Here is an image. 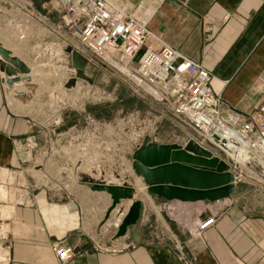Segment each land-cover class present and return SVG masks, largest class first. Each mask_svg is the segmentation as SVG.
<instances>
[{"label":"crops","instance_id":"crops-1","mask_svg":"<svg viewBox=\"0 0 264 264\" xmlns=\"http://www.w3.org/2000/svg\"><path fill=\"white\" fill-rule=\"evenodd\" d=\"M113 1L145 18L148 29L159 40L212 73L210 87L222 98L225 119L239 124L263 101L264 0ZM60 20L54 0H0V45L29 67L27 82L36 86L28 89L23 81L6 85L1 82L4 74L0 71L2 178L7 170L16 172L26 165L35 144V124L25 105L62 102L64 66L71 67V62L69 48L55 29ZM151 45L156 49L160 46L154 40ZM159 104L160 118L177 124ZM69 131H76L81 139L70 145L71 153L76 151L82 159L77 167L68 165L74 156L71 154L70 160L54 161L53 172L45 166L37 191L30 184H18L22 188L14 193L15 201L2 205V209L8 208L3 219L7 226L6 264H59L53 250L56 243L74 247L76 254L68 264H264V199L255 183L238 181L229 199L183 203L193 218L216 215L202 239L189 240L185 229L158 208L165 199L152 195L146 199L144 190L137 192V184L145 185L131 168V154L142 143L131 149L128 163L120 160L113 172L115 180L102 181L132 186L136 189L133 199L143 202L138 222L115 238L130 200L121 199L104 220L110 195L91 190L90 185L98 180L79 176L84 172L80 167L88 165L80 152L87 155L93 148L94 135L89 127L77 130L74 125ZM161 132L162 137L171 134L172 138L154 142L183 144L191 135L175 136L168 128ZM98 163L100 172H106L102 160ZM2 190L0 197L6 194ZM94 242L107 250H96Z\"/></svg>","mask_w":264,"mask_h":264},{"label":"built area","instance_id":"built-area-1","mask_svg":"<svg viewBox=\"0 0 264 264\" xmlns=\"http://www.w3.org/2000/svg\"><path fill=\"white\" fill-rule=\"evenodd\" d=\"M54 4L61 13L55 29L69 49L77 51L88 63L95 60L119 69L135 92L165 106L191 131L189 138L223 158L234 170L237 182L247 176L264 199V99L247 119L233 124L221 114L222 98L210 87L212 73L159 40L148 29L145 18L113 0H54ZM153 40L159 48L151 45ZM140 50L141 56L134 61ZM64 69L69 77L75 74L68 65ZM158 208L185 229L189 240L202 239L216 220L212 213L193 218L180 202L163 201ZM94 248L107 250L97 242ZM53 250L59 264H68L76 254L74 247L62 243H56Z\"/></svg>","mask_w":264,"mask_h":264},{"label":"rangeland","instance_id":"rangeland-1","mask_svg":"<svg viewBox=\"0 0 264 264\" xmlns=\"http://www.w3.org/2000/svg\"><path fill=\"white\" fill-rule=\"evenodd\" d=\"M84 74L90 81L78 78L75 74L69 77L64 69L61 103L25 105L27 115L32 117L35 124V144L22 169L16 172L7 170L3 178L0 176V187L6 191L5 196L0 197V210L6 204L5 201H15L14 193L22 188L18 184H30L37 191L40 178L44 179L45 166H48V171L50 168L53 172L54 161L62 158L65 162L74 155L68 165L77 167L78 160L82 159L77 157L76 151L71 153L70 145L81 142V139L77 138L76 131L70 134L69 129L74 125L77 130L89 127L94 135L93 148L87 155L80 152L88 165L80 167L84 172H80L79 176L87 180H98V183L104 179L115 180L114 170H118L120 160L128 163L131 149L137 143L170 139L171 134L169 137L160 135L167 128L169 131L174 130L175 136H182L187 132L192 134L181 123L173 125L160 118V104L148 95L135 92L126 83L123 73L111 64L95 60L87 62ZM44 115L46 119L42 118ZM102 135H105L104 138ZM99 159L106 172H100ZM248 180L246 176L244 182ZM5 209L8 208H3L1 211L4 212L0 215L2 258L6 257L4 239L7 226L3 220Z\"/></svg>","mask_w":264,"mask_h":264},{"label":"water","instance_id":"water-1","mask_svg":"<svg viewBox=\"0 0 264 264\" xmlns=\"http://www.w3.org/2000/svg\"><path fill=\"white\" fill-rule=\"evenodd\" d=\"M67 52L70 54L71 68L75 71V76L90 81L84 74L87 60L75 50L68 49ZM141 54L140 50L134 61H138ZM0 71L4 74L1 82L6 85L11 86L15 82L23 81V86L28 89L36 87L35 84L27 82L29 67L1 45ZM16 94L23 96V93ZM131 159V168L141 177L147 199L148 195H152L166 201L182 203L215 202L231 198L237 183L229 164L193 138L183 144L150 141L133 150ZM90 188L110 195L111 203L105 212L104 220L109 218L121 199L130 200L117 225L115 238L125 235L126 230L140 219L143 202L142 199H133L136 189L132 186L94 182Z\"/></svg>","mask_w":264,"mask_h":264},{"label":"bare ground","instance_id":"bare-ground-1","mask_svg":"<svg viewBox=\"0 0 264 264\" xmlns=\"http://www.w3.org/2000/svg\"><path fill=\"white\" fill-rule=\"evenodd\" d=\"M229 156L230 157H232V158H234V159H236V157L234 156V154L233 153H229ZM138 181V180H137ZM138 186H137V192H143V188H142V186H140V185H142V184H137ZM3 194V190H2V188L0 187V195H2ZM145 194V193H144ZM3 260V261H2ZM0 264H6V262L4 261V257L2 258L1 256H0Z\"/></svg>","mask_w":264,"mask_h":264}]
</instances>
